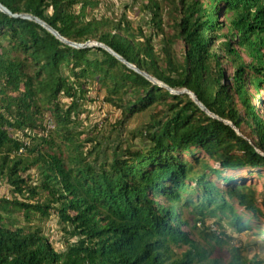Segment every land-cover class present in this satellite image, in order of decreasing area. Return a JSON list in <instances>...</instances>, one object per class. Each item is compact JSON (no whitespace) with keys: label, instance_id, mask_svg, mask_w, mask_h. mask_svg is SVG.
I'll return each mask as SVG.
<instances>
[{"label":"trees","instance_id":"trees-1","mask_svg":"<svg viewBox=\"0 0 264 264\" xmlns=\"http://www.w3.org/2000/svg\"><path fill=\"white\" fill-rule=\"evenodd\" d=\"M135 1L149 33L125 13L97 17V0H0L11 13L0 10V264H264L247 246L222 260L225 233L205 225L224 218L264 239V193L241 174L264 169L250 91L264 103V0ZM21 15L104 45L216 117L104 47L72 46ZM92 82L120 110L115 128L148 113L139 143L121 139L104 157L79 119ZM53 213L75 238L63 251L43 231Z\"/></svg>","mask_w":264,"mask_h":264},{"label":"rangeland","instance_id":"rangeland-1","mask_svg":"<svg viewBox=\"0 0 264 264\" xmlns=\"http://www.w3.org/2000/svg\"><path fill=\"white\" fill-rule=\"evenodd\" d=\"M125 4L129 5L128 9L124 8ZM140 7L141 1L135 0H97V4L93 7L92 13L97 17L102 15L118 17L122 13H125L128 19L133 22L134 26L140 23V21H143V27L146 32L149 33L150 31L146 26L148 16L140 11ZM219 21L224 22L225 16L219 14ZM226 69L229 73L232 72V68L228 64H226ZM89 88V100L86 101L84 110L79 116L80 125L87 130L95 128V133L99 134V140L104 150V157L111 156V149L115 148L121 139L126 140L128 143L132 140L139 143V131L142 130L143 126L148 122V113L134 115L126 122L122 130L115 128L116 122L121 118L120 110L104 101V93L99 90V86L96 82H92ZM250 91L254 97L253 102L257 105L260 114L264 117L262 91H259L258 94L251 88ZM63 100L64 102H69L68 99ZM259 172L260 175L252 170L241 172L242 176L245 178L244 182L254 186L258 196L264 193V169ZM187 183L189 187L193 186L190 182ZM8 193V188L0 184V195L7 196ZM158 199L165 202L162 198ZM237 213L243 214L244 220L247 218L239 208H237ZM186 217L190 220V224L194 223V220H192L188 212H186ZM216 221L217 218L210 217L207 218L205 222V225L209 226V228L214 227L218 232L221 231L225 233V236L222 238L225 243L216 247V256L220 257L222 260H227L229 251L232 247L247 246V255L249 258L256 255L259 259H264V239L254 233V228L243 233H237L227 219H222L220 227L217 225ZM63 227V224H61L59 217L55 213L43 223L44 234L53 246L60 251L65 249L67 241L73 242L75 240V238H71L66 234ZM193 237L204 245H207L209 242L200 237L198 231L193 234ZM181 250L183 249H176L175 251L180 253Z\"/></svg>","mask_w":264,"mask_h":264},{"label":"water","instance_id":"water-1","mask_svg":"<svg viewBox=\"0 0 264 264\" xmlns=\"http://www.w3.org/2000/svg\"><path fill=\"white\" fill-rule=\"evenodd\" d=\"M0 10L3 11V12H6V13H8V14H11V13H10V12H9L4 6H2L1 4H0ZM21 17H23V18H27V19H30V20H34V21L38 22V23L41 24L44 28H46L49 32H51L54 36H56V37L59 38L60 40L66 42V43H68V44H70V45H72V46L79 47V48H84V47H87V46L93 44V45H98V46L104 47V48L107 49L109 52H111L114 56H116L118 59H120L122 62H124L125 64H127L130 68L134 69V70L137 71V72H140L135 66H133V65H131V64H129V63H127L123 58H121L119 55H117L116 53H114L111 49L105 47V46L102 45V44H98V43H87V44H84V45L74 44V43H71V42L67 41V40L64 39L63 37H61V36L59 35L58 32H56L55 30H53L50 26H48L47 24H45V23L42 22L41 20H39V19H37V18H35V17H32V16H27V15H21ZM140 73H141L142 75H144L148 80L152 81V82L155 83V84H158V85L161 86V87H164V88L170 90V91H171L172 93H174V94H182V93H187V94H189V96L193 99V101H194L196 104H198L199 107H200L202 110H204L209 116H211V117H216L215 115L211 114L207 109H205V108L202 106V104L197 100L196 96H195L193 93H191L190 91H188L187 89H183L182 91H175V90L169 88L167 85H165V84H163V83H160V82L156 81V80L153 79L151 76H149L147 73H144V72H140ZM225 123H227L228 125H230L232 128L235 129V126H234L233 124H231L230 122H227V121H226ZM235 130H236V129H235ZM236 131H237V130H236ZM237 132H238V131H237Z\"/></svg>","mask_w":264,"mask_h":264},{"label":"built area","instance_id":"built-area-1","mask_svg":"<svg viewBox=\"0 0 264 264\" xmlns=\"http://www.w3.org/2000/svg\"><path fill=\"white\" fill-rule=\"evenodd\" d=\"M198 225H200V224H198ZM211 229H212L213 231H215V228H214V227H211Z\"/></svg>","mask_w":264,"mask_h":264}]
</instances>
